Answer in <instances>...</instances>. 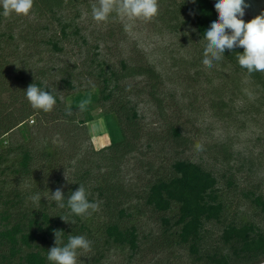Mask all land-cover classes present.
Wrapping results in <instances>:
<instances>
[{"label":"rangeland","instance_id":"rangeland-1","mask_svg":"<svg viewBox=\"0 0 264 264\" xmlns=\"http://www.w3.org/2000/svg\"><path fill=\"white\" fill-rule=\"evenodd\" d=\"M97 3L98 0L68 3L55 15H37L32 8L27 15L11 13L5 17L3 30L15 36L10 42L11 50L16 51L15 62L11 63L23 72L24 80H16L18 74L3 64L0 118L8 121L29 117L23 122L24 128L16 127L3 138L10 145L31 149L36 157L30 178L25 176L17 181L8 178L7 182L22 186L32 196L39 193L40 206L58 212L61 208L51 198V192L62 188L63 193L70 195L80 180L88 196L99 205L97 185L91 180L97 172L104 173V148L109 141L102 120L104 102L93 111L92 122L81 123L84 116L70 109L71 96L88 87H102L93 58L98 64H104L105 60L116 69H120L123 59L130 63L147 60L162 74L161 103L149 101L148 90L139 85V79L127 82L139 115L132 129L140 140L137 150L115 170L116 180L122 179L130 192L141 193L157 168L164 172L171 158L180 153L206 163L218 175L225 197L232 202L230 220L242 218L255 224L264 223V213L243 195L251 191L264 196V89L222 62H213L211 68L204 66L201 56L206 41L198 38L192 28L186 27L180 33L167 30L162 16L170 0L163 3L158 0V13L151 19L112 12L102 22L92 17V7ZM242 19L251 18L244 15ZM65 22L70 26L63 34ZM125 25H131V29L125 30ZM75 28L79 34L74 33ZM52 42L58 43L62 51H57ZM90 70L93 74H89ZM67 78L72 79L74 89L64 84ZM37 81L59 99L49 111L33 108L26 98L24 91ZM69 109L71 115L67 114ZM172 128L180 129L184 144H173ZM197 144L203 146L202 151H197ZM225 149L229 160L224 157ZM48 162L54 168L44 166ZM86 169H93L89 180L83 173ZM229 180L234 182L232 188ZM89 212V218H104L100 208ZM133 215L141 234L158 230V222L150 213L134 211ZM218 234L217 226H211L213 244ZM154 256H145L141 264H189L183 251ZM91 259L89 252L79 253L77 264H90ZM126 259L127 254L116 253L108 264H124Z\"/></svg>","mask_w":264,"mask_h":264},{"label":"trees","instance_id":"trees-1","mask_svg":"<svg viewBox=\"0 0 264 264\" xmlns=\"http://www.w3.org/2000/svg\"><path fill=\"white\" fill-rule=\"evenodd\" d=\"M79 1L82 0H34L33 8L37 15H55L65 9L66 4ZM170 1L162 16L167 30L180 33L186 27L192 28L198 38L206 41L205 31L218 18L212 2ZM59 21L63 23L62 20ZM4 23L5 16L0 6V60L3 61L0 63V78L4 75L3 64H8L9 71L11 68V71L18 74L15 76L16 80H24L21 77L23 72L14 68L11 63V60H15L13 53L16 51L11 50L10 42L15 36L3 30ZM69 26L65 22L62 26L63 34ZM74 31L79 34L78 28ZM226 32L230 30L226 29ZM51 44L57 51H62L58 43ZM243 52L242 47L226 50L222 60L214 63L222 62L232 67L237 74L253 79L264 89V72L249 74L246 68L239 65L237 55ZM201 58H204V53ZM91 61L97 65L95 71L102 87L76 91L71 96L70 109L79 112V103L90 98L91 103L86 110L80 111L84 116L81 123H89L95 118L93 111L100 102H104L102 120L104 134L109 138L104 148V173L97 172L91 180L93 185H97L95 191L99 194L98 208L104 218L96 220L88 215L76 216L71 213L66 193L65 207L58 212L51 211L46 206H40L42 200L38 204L34 203L30 191L7 182L8 178L15 181L25 179V176L30 178L36 157L31 149L10 145L3 138L16 127H23V122L29 115L22 117L23 119L10 118L8 121L0 118V264H52L47 259V251L55 246L53 230L57 229L64 232L62 244L67 243L70 234L83 235L92 242L91 251H78V254L90 253V264H108L116 253L128 255L124 264H141L145 256L155 255L157 258L164 253L173 255L180 251L186 254L189 264H263L264 223L255 224L242 218L230 220L232 202L225 197L218 175L206 163L177 153L171 158L168 169L161 172L157 168L154 178L144 186L141 193L130 192L122 179L116 180L115 170L120 168L128 155L137 150V142L140 140L136 130L132 129L139 116L137 104L133 103L132 89L126 84L130 80L139 79V85L142 84L143 89L148 90L146 95L149 101L158 104L161 103L159 92L164 81L162 74L147 60L130 63L123 59L120 61V69L105 60L104 64H98L96 58ZM88 72L93 74L91 70ZM63 82L66 87L74 89L71 78ZM36 85L54 95L41 81H37ZM54 97L56 103H59V99L55 95ZM20 124L22 125L19 126ZM23 128L20 130H25ZM172 135L174 145L184 144L180 129L172 128ZM224 153L225 159L229 160L226 149ZM44 166L54 168L51 162ZM92 170H83L88 180L92 176ZM80 183V180L76 182L72 192L78 189ZM228 185L232 188L234 182L229 180ZM243 195L255 209H261L264 213V196L255 195L251 191ZM88 199L89 202L96 203L93 197L88 196ZM134 211L154 216L158 222V230L141 234L135 223ZM60 217H67V223ZM211 226H217L219 233L214 244L210 239Z\"/></svg>","mask_w":264,"mask_h":264},{"label":"clouds","instance_id":"clouds-1","mask_svg":"<svg viewBox=\"0 0 264 264\" xmlns=\"http://www.w3.org/2000/svg\"><path fill=\"white\" fill-rule=\"evenodd\" d=\"M192 2L195 3V0ZM33 3L34 0H0L5 17L11 13L27 15L33 8ZM214 7L218 18L211 22L204 33L207 44L204 49L203 65L211 68L214 61L222 60L226 50L242 47L243 54L237 55L239 65L246 68L249 74L255 71L264 72V12L245 23L242 18L248 5L244 0H216ZM112 12L129 18L151 19L158 13V0H98L92 7V17L97 22L106 21ZM130 29L131 25H125V30ZM226 29L230 32H226ZM24 92L33 108L49 111L56 103L54 95L35 83L29 84ZM90 103V98L82 100L78 105L79 110H86ZM67 114H72L70 109ZM195 147L197 151L203 150L201 144ZM51 198L60 208L65 207L62 188L51 192ZM31 199L38 204L41 196L37 193ZM67 206L76 216L89 215V210L98 209L97 203L89 202L88 193L82 184L68 195ZM60 219L67 223V217ZM53 235L55 246L47 251V259L52 264H77L79 250L91 251L92 242L83 235L70 234L66 244H62L64 235L62 230H53Z\"/></svg>","mask_w":264,"mask_h":264},{"label":"flooded vegetation","instance_id":"flooded-vegetation-1","mask_svg":"<svg viewBox=\"0 0 264 264\" xmlns=\"http://www.w3.org/2000/svg\"><path fill=\"white\" fill-rule=\"evenodd\" d=\"M215 2L216 0L213 1L212 4L214 5ZM244 3L248 5V7L244 9L245 15L249 16L252 20L261 15L264 10V0H244ZM244 22L248 23L250 21Z\"/></svg>","mask_w":264,"mask_h":264},{"label":"water","instance_id":"water-1","mask_svg":"<svg viewBox=\"0 0 264 264\" xmlns=\"http://www.w3.org/2000/svg\"><path fill=\"white\" fill-rule=\"evenodd\" d=\"M209 1H212V2H213V1H215V0H209ZM263 12H264V10H263ZM251 20H252V19H249V20H247L246 22L251 21Z\"/></svg>","mask_w":264,"mask_h":264}]
</instances>
